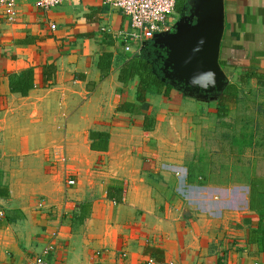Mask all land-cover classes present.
Listing matches in <instances>:
<instances>
[{
    "label": "crops",
    "instance_id": "0c3cea01",
    "mask_svg": "<svg viewBox=\"0 0 264 264\" xmlns=\"http://www.w3.org/2000/svg\"><path fill=\"white\" fill-rule=\"evenodd\" d=\"M17 7L15 22L0 17V264H38L49 245L46 264H146L150 256L264 264V252L249 243L259 220L249 182L264 177V0H224L220 64L226 85L240 88L225 118L215 99L188 91L149 95L140 114L118 110L136 100L138 84L119 80L134 54L125 49L131 20L120 9L102 0ZM31 67L34 87L12 92L11 75ZM178 112L182 163L170 154L176 131L166 125ZM146 115L154 119L148 130ZM214 115L226 126L203 124ZM91 131L110 134L107 150L92 149ZM204 139L229 151L226 158L195 159ZM82 203L90 211L79 223Z\"/></svg>",
    "mask_w": 264,
    "mask_h": 264
},
{
    "label": "trees",
    "instance_id": "16d2710c",
    "mask_svg": "<svg viewBox=\"0 0 264 264\" xmlns=\"http://www.w3.org/2000/svg\"><path fill=\"white\" fill-rule=\"evenodd\" d=\"M187 1L188 0H179L176 4V10L179 12L184 11L183 6ZM107 57V54H102L99 63L102 70H106V67L110 65V62L103 65V61ZM166 59V49L163 48L160 43H156L154 39L148 40L139 52L130 55L129 59L125 61L120 69L119 80L128 84L135 78L138 79V84L136 86V100L126 101L120 104L118 106L119 111L140 114L142 105L147 102L148 96L152 94H162L170 98H173V94L175 93L186 94L187 88L183 82L176 83L166 76ZM34 85V69L32 67L25 69L19 74H13L10 77V89L12 92H19L26 95ZM239 92L240 88L232 83L227 84L222 92H217L216 95H218V97L216 99L215 111L218 117L225 118L228 116L230 104L238 101ZM153 125L154 119L146 115L144 117V127L148 130L152 128ZM90 138L92 140V149H108L110 138L109 133L91 131ZM239 169L244 173H247V169L243 165H240ZM249 186V207L251 210H255L259 216L257 226L250 229L249 243L257 244L259 251L264 252V177L253 175L249 182ZM89 211L90 205L88 203H82L80 208L75 211L74 214L76 222L82 223L88 216Z\"/></svg>",
    "mask_w": 264,
    "mask_h": 264
},
{
    "label": "water",
    "instance_id": "95a60500",
    "mask_svg": "<svg viewBox=\"0 0 264 264\" xmlns=\"http://www.w3.org/2000/svg\"><path fill=\"white\" fill-rule=\"evenodd\" d=\"M197 6L202 12L193 24L185 17L184 26L168 30L169 38H163L164 32H159L153 39L167 48L166 76L169 79L183 82L190 92L222 91L227 83L220 64L224 0H197Z\"/></svg>",
    "mask_w": 264,
    "mask_h": 264
},
{
    "label": "built area",
    "instance_id": "2783aa9c",
    "mask_svg": "<svg viewBox=\"0 0 264 264\" xmlns=\"http://www.w3.org/2000/svg\"><path fill=\"white\" fill-rule=\"evenodd\" d=\"M179 0H102L105 5L120 9L131 20L133 31L127 36L126 51L137 53L141 50L143 43L153 39L159 32H165L171 29L166 22L175 12L176 4ZM18 0H0V17L8 22H15L18 18ZM62 3V0H36V6L42 10H50ZM51 29H56V24H51ZM138 43L137 49L132 47L131 43ZM61 161H66L64 153L58 154ZM68 185H75L76 180L70 178ZM0 215H3L1 212ZM57 233H54L56 236ZM53 250V246L45 247L37 257L38 264H46L45 260ZM146 264H175L173 261L163 262L150 256ZM259 264V263H255Z\"/></svg>",
    "mask_w": 264,
    "mask_h": 264
},
{
    "label": "rangeland",
    "instance_id": "374dc122",
    "mask_svg": "<svg viewBox=\"0 0 264 264\" xmlns=\"http://www.w3.org/2000/svg\"><path fill=\"white\" fill-rule=\"evenodd\" d=\"M187 3H190L192 5L191 6V9H190V14H187V16H185L183 14H180V12L176 10L170 16V19H168L167 22H166L167 25H169L171 27L173 26L172 28H174V30H177L180 26H184V24H182L183 18L187 17L188 18L187 21H189L190 24H193V19H196L197 20V18L200 16V14L202 12V10H199V7L197 6V0H188ZM189 18H191V21L192 22L190 21ZM169 35H170V32H168V31L162 33V37L165 38V39L169 38ZM188 92H190V90ZM191 93L192 94H195V95H203L204 96V97H202L203 100L210 101V100H214V99L216 100L217 99L216 98V96H217L216 94H211L213 92H211L209 94L208 93H204V92H201V93H199V92H191ZM179 95H180V93H179ZM208 106H209V104H208ZM156 108L158 109L159 107H156ZM175 115H178V116H175ZM215 117L216 116L214 115L213 118L207 119L206 122H204L203 124L206 125L207 127L214 126V125H216V126H223L224 125L223 124L224 123V120L221 121V120L217 119V117L216 118ZM164 125H165V123H164ZM166 125H170V127H174L175 128V131H176V134H173V133L170 134V142L171 143H175L173 145H176L177 148L176 149H171L170 148V154H171L173 160H176V161L182 163V161H183V150L182 149L183 148H182V133H181V131H182V125H183V123H182L181 113L178 112L177 114H174V119L170 118V122L168 121V118H167ZM224 126H226V125H224ZM239 135L242 136L241 134H239ZM205 141H206L205 139H204V142L201 141V142H203V144H202L203 147H202L201 151L198 150L196 152V154L194 156L195 159H198V158L201 157L203 160H205L207 162L208 161H214V162L217 161V162H219L221 157H219V158H216V157L217 156H220L221 152H223V156H224V158H226L225 156H226L227 152H229V151H221L220 152L219 150L217 151V150H212V148H207V146H209V145L211 146V144L212 145H217L216 146L217 148H219L220 146H218V143L216 144V141L214 143L212 141H210V142H207V141L205 142ZM215 153H216L217 156H215ZM200 155H202V156H200ZM212 168L214 170H216L217 169V166L215 165ZM240 169H241V167H240ZM240 172H241V174L243 176H244V174H246V172L244 173L241 170H240ZM233 184H236V183L234 182Z\"/></svg>",
    "mask_w": 264,
    "mask_h": 264
},
{
    "label": "flooded vegetation",
    "instance_id": "af4514ba",
    "mask_svg": "<svg viewBox=\"0 0 264 264\" xmlns=\"http://www.w3.org/2000/svg\"><path fill=\"white\" fill-rule=\"evenodd\" d=\"M191 4L190 3H186L184 6H183V10L184 11H182V12H180V14H183V15H185V16H187V14H190V9H191ZM175 11H176V9H175ZM191 20V19H190ZM193 21H195V19H193ZM173 27V26H172ZM171 27V30H173V28ZM169 31H170V29H169ZM163 48H165L166 49V51H167V48L166 47H163ZM167 60V59H166ZM186 87V86H185ZM190 90V89H189ZM188 90V91H189ZM196 92V91H195ZM199 93H201V92H199ZM211 94H217V92H213V93H211ZM210 94V95H211Z\"/></svg>",
    "mask_w": 264,
    "mask_h": 264
}]
</instances>
